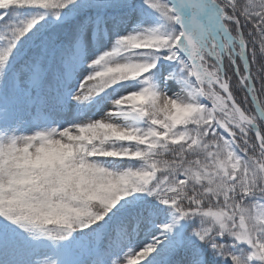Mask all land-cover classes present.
Returning a JSON list of instances; mask_svg holds the SVG:
<instances>
[{"label": "snow or ice", "instance_id": "snow-or-ice-1", "mask_svg": "<svg viewBox=\"0 0 264 264\" xmlns=\"http://www.w3.org/2000/svg\"><path fill=\"white\" fill-rule=\"evenodd\" d=\"M0 264H264V0H0Z\"/></svg>", "mask_w": 264, "mask_h": 264}]
</instances>
